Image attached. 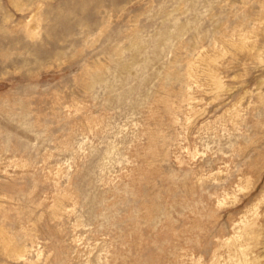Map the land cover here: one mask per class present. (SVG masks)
I'll return each mask as SVG.
<instances>
[{
  "label": "rangeland",
  "instance_id": "obj_1",
  "mask_svg": "<svg viewBox=\"0 0 264 264\" xmlns=\"http://www.w3.org/2000/svg\"><path fill=\"white\" fill-rule=\"evenodd\" d=\"M0 264H264V0H0Z\"/></svg>",
  "mask_w": 264,
  "mask_h": 264
}]
</instances>
